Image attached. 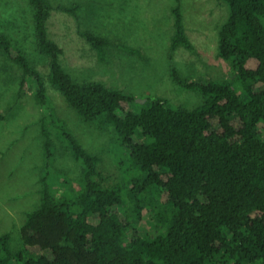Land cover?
<instances>
[{"label": "trees", "instance_id": "obj_1", "mask_svg": "<svg viewBox=\"0 0 264 264\" xmlns=\"http://www.w3.org/2000/svg\"><path fill=\"white\" fill-rule=\"evenodd\" d=\"M220 1L227 17L218 30L217 51L230 61L235 79L196 81L172 66V81L203 98L192 109L160 97H148L134 109L132 94L75 79L62 64L63 50L50 38L48 21L55 10L76 15L77 4L28 0L37 51L48 60L46 73L0 31V52L21 69V88L27 77L34 79L33 96L44 109L41 201L27 213L18 250L11 249L8 233L0 236V264H264V87L259 89L264 86V0ZM170 12L171 59L178 48L192 51L193 45L182 0H174ZM78 33L106 62L111 40L80 26ZM50 88L83 122L112 127L117 144L127 149L134 177L124 170L123 183L104 185L101 159L55 119ZM53 128L82 166L76 180L52 179ZM144 209L152 224L143 222ZM130 231L135 236L128 239Z\"/></svg>", "mask_w": 264, "mask_h": 264}, {"label": "rangeland", "instance_id": "obj_2", "mask_svg": "<svg viewBox=\"0 0 264 264\" xmlns=\"http://www.w3.org/2000/svg\"><path fill=\"white\" fill-rule=\"evenodd\" d=\"M59 4H77L76 15L53 11L48 21L50 38L63 50L61 61L79 82L101 81L135 96L132 108L141 109L148 97H160L175 106L195 108L203 101L196 91L179 88L171 79L170 68L196 81L227 79L234 82L230 61L218 56V30L227 17L220 0H182L185 32L193 50L178 48L169 57L174 0H51ZM33 11L28 0H0V31L8 33L28 55L31 63L46 73L48 60L36 47ZM108 37L112 45L106 62L79 35L78 27ZM138 50L130 54L120 45ZM21 69L0 52V236L10 235V247L22 246L20 229L27 213L41 201L43 174V138L41 118L44 109L33 96L35 81L27 77L21 88ZM264 86H260L262 89ZM55 119L64 122L88 152L97 155L104 185L123 183L124 170L134 177L125 159L127 149L116 142L112 127L99 129L85 123L66 101L48 89ZM138 104V105H137ZM55 159L52 179L76 180L82 166L65 148L52 129ZM123 160V165L119 163ZM123 207L117 208L121 220ZM127 210V209H126ZM151 214L143 210V222L152 224ZM146 220V221H145ZM135 236L130 231L128 239Z\"/></svg>", "mask_w": 264, "mask_h": 264}]
</instances>
